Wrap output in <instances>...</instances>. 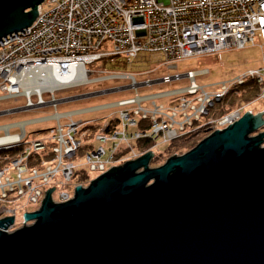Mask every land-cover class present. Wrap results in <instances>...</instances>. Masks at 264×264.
<instances>
[{"label": "built area", "instance_id": "obj_1", "mask_svg": "<svg viewBox=\"0 0 264 264\" xmlns=\"http://www.w3.org/2000/svg\"><path fill=\"white\" fill-rule=\"evenodd\" d=\"M42 5L47 6L45 11H42ZM37 13L29 27L0 40V92L6 91L7 97L11 98L24 96L29 106L33 103L30 96L36 98V105L44 103L41 93L25 94L19 85L23 77L29 75L50 74L55 69L64 74L73 66L84 64L86 68L99 61H120L119 64L129 67L143 51L162 55L165 61L172 63L192 56L242 49L248 44L253 46L256 39L264 43V0H43L37 6ZM201 42L205 46H199ZM102 46L106 47L103 49ZM94 73L86 69V76ZM106 74L107 78H112L110 73L99 72V77L93 81L103 80L100 75ZM118 76L122 75L118 73ZM128 78L134 85V78ZM179 78L175 76V79ZM187 79L188 89L165 93L164 97L174 96L170 101H173L172 106H157L154 101L149 109L141 106L142 102L155 100L161 95L147 98L136 95L114 103L120 108L132 107L116 113L119 121L117 133H110L115 127L108 129L107 123L97 129L95 141L101 145L94 149L91 141L88 150L93 151L84 154L88 174H97V177L111 167H119L137 158L138 153L133 150L127 155H118L119 148L128 149L133 140H149L155 147L157 141L169 143L192 127L207 131L228 127L240 118L239 110L221 118L206 120L205 117L231 90L250 79H255L263 88V94L259 92L258 96L264 98V65L234 80L215 84L211 93L195 83L193 73L188 72ZM82 84L85 83H79ZM67 87L73 86L58 89ZM48 91L52 93L53 89ZM107 107L111 106L98 108ZM58 116L55 114L48 119L58 120ZM48 119L43 117L29 123ZM138 119L148 120L150 127L137 132ZM7 127L0 128L4 131L0 139L13 138L0 141V203H8L0 205V219L14 216L17 209L22 211L28 205L33 206V211L37 210L50 186H54L52 193L57 187L61 188L58 203L71 199L72 196L62 188L69 185L74 170L78 168L72 159L82 144L77 136L79 123L70 122L64 130L58 125L57 131L46 138L47 143L42 140L25 142L24 130L20 135H11ZM106 130L107 134L104 133ZM46 144H50L47 151H41ZM105 144H108L107 150L103 147ZM17 146H23L18 156L5 154ZM29 154L32 156L28 159Z\"/></svg>", "mask_w": 264, "mask_h": 264}, {"label": "water", "instance_id": "obj_2", "mask_svg": "<svg viewBox=\"0 0 264 264\" xmlns=\"http://www.w3.org/2000/svg\"><path fill=\"white\" fill-rule=\"evenodd\" d=\"M42 1L0 0V39L29 27ZM262 112L157 167L151 151L111 167L65 202L47 189L29 225L7 233L13 216L0 220V264H264Z\"/></svg>", "mask_w": 264, "mask_h": 264}, {"label": "rangeland", "instance_id": "obj_3", "mask_svg": "<svg viewBox=\"0 0 264 264\" xmlns=\"http://www.w3.org/2000/svg\"><path fill=\"white\" fill-rule=\"evenodd\" d=\"M47 9L46 5H42V11H45ZM30 11L26 10L25 12ZM21 32V31H20ZM3 39V38H2ZM0 39V40H2ZM255 45L248 44L242 49H230L221 51L217 55L213 56H203V57H189L186 59H181L177 61H171L172 63H165V60L163 59L162 55H159L157 53L151 54L150 52H140V54L136 57V60L126 68H112L109 63L106 65L103 64V62H94L93 65L88 66V69L95 72L92 76H87V79H95L99 77V72H105V73H111V71H118L123 74H127V77L134 78V85L131 84V78L129 79H120V78H114L110 79L107 78L108 75H100L101 77H104L106 81L104 82H90L86 85L82 84L81 86L76 87H67L64 89H53L52 93L45 92L43 94V101L44 103L41 105H36V98L30 96L32 105L29 106L27 104L28 99L24 96H18V97H7L6 91L0 92V112L2 111H10L14 109H20V108H27L25 111H20L16 113L11 114H5L0 116V128L6 125H9L7 127V130L9 131V134L11 135H20L21 132L25 131V142H31L35 140H42L44 143L49 142L46 138H49L50 134H52L53 131H57L58 125L62 127V130L66 128V126L70 122L79 123L87 121L88 123H91L93 125H98L96 127V130L99 129L103 123H108L110 119H112L116 112L120 109H128L132 106H126L123 108L120 107H107L103 108L102 110H98V107H106L108 104L118 103L120 101L129 100L132 98H135L136 95L138 97H150L155 95H161L160 98H157L155 100L150 99V101H144L141 103V106L143 108L149 109L151 108L152 104L151 101H154L157 106H164L167 107L169 105L172 106L173 101L172 98L174 97H164L165 93L171 92V91H183L188 89L189 86V80L187 77L182 79H175L176 75H185L186 73H193L194 81L195 83L203 87L206 92H213L215 90L214 85L220 82H228L231 80H234L237 77H240L242 74L250 71L255 70L264 65V43L260 42L259 39H256ZM106 46H102L104 49ZM117 65H120L118 62ZM171 64L173 68H169L168 66ZM196 77V78H195ZM168 79L167 81H164L165 79ZM100 81V80H99ZM251 81L253 84V88L255 89V98L250 99L249 97V91L245 89L243 91L244 85H239L237 88H234L230 91L233 93L234 91H238L233 94H239L241 95L240 99L246 98L247 101H240L237 105V107L227 112L223 116H227L231 114V112L235 110H239L241 116L247 112L250 111L251 115H255L258 112H262L260 114V118L264 119V98L259 99V92L261 91V86L257 84V82L254 80H248ZM247 81V82H248ZM157 82V83H154ZM246 82V83H247ZM127 87H130V89H125ZM122 88V90H117L115 92L92 96L84 99L69 101V102H62L64 99H68L73 96L83 95L87 93H95L100 92L104 90H110V89H119ZM263 90V88H262ZM263 94V93H262ZM42 96V95H41ZM54 96V99L51 97ZM178 96V95H176ZM27 99V100H26ZM223 99V98H222ZM221 99V100H222ZM55 100L54 103L51 101ZM219 103V102H218ZM57 105V106H56ZM56 106V107H53ZM92 108L94 110L86 113H73L72 111L82 110V109H89ZM98 108V109H95ZM88 111V110H87ZM58 114V120H51L48 119L51 116ZM70 114L69 116H61ZM61 116V117H60ZM222 116V117H223ZM240 116V117H241ZM45 117V119H48L46 121H40V122H33L36 121L35 119H40ZM221 118V117H217ZM66 120V121H65ZM144 121L143 119H138L139 122ZM66 122V123H65ZM147 123H143L144 130H147L148 127H150L149 121H145ZM110 123V122H109ZM12 124V125H11ZM12 129H11V128ZM16 128V129H14ZM119 126H116L115 129H112L110 133H117ZM18 129V131H17ZM264 131V125L262 127ZM11 130V131H10ZM194 128L188 129L185 134H189ZM0 137L4 136V131L0 130ZM95 130L93 129L91 133H93ZM260 130L259 132H261ZM214 132V131H213ZM112 133V134H113ZM212 133V132H211ZM90 134V133H88ZM184 134V135H185ZM256 134V133H255ZM82 137L80 139H83V145L91 144L90 138H85L86 133L82 132ZM201 135V134H200ZM204 137L201 138L203 140L205 137L209 135V130H205ZM183 136V135H182ZM79 138V137H78ZM200 140V141H201ZM140 141V140H139ZM199 141V142H200ZM135 142H138L137 140H133L131 143V146L134 147L133 151L134 153H138V157H141L142 155L146 154L149 151H140L137 148V145H135ZM155 142V141H154ZM198 142V143H199ZM94 149H97L101 144L99 142L94 141ZM151 153L157 154L162 152L165 147L167 146V143H162L161 141L156 142V146L154 147V143L152 142ZM50 146V144L48 145ZM47 144L44 146V149L41 151H47ZM104 149L107 150L108 144L103 145ZM126 147H121V149ZM19 149V150H18ZM23 149V146H17V148L13 150H8L5 152V154L9 155V153L16 151L12 157L18 156ZM127 149V148H126ZM88 153H91L93 150H86ZM85 151V152H86ZM188 151V150H187ZM186 152V151H185ZM42 154L45 152H41ZM33 154V153H32ZM32 154L28 155V159L31 158ZM36 156H39L38 153H35ZM85 153L82 151H78L77 155L73 160V162L78 166L77 169L83 170L87 169V166L84 163L85 159ZM119 155V154H118ZM171 157V156H169ZM168 157V158H169ZM135 158V159H137ZM167 159V158H166ZM166 159H164L159 165H161ZM47 160V159H45ZM133 160V159H132ZM152 160V159H151ZM151 162V161H150ZM149 167L152 168L153 166L149 163ZM157 167V166H156ZM110 168V166L107 167V169ZM97 174H89L88 182L96 178ZM83 184V182H74L73 178L71 179V182L68 186L62 188L63 191L67 192L70 196H73L74 189L77 185ZM49 187V186H48ZM51 188L53 186H50ZM50 189V188H49ZM60 187H57V189L51 193V199L52 202L58 203V191L60 190ZM71 190L73 192H71ZM53 191V190H52ZM72 198V197H71ZM21 201V200H18ZM11 203V200H9ZM4 204H8L3 202ZM3 203H0L2 206ZM37 205V203H36ZM20 207V205H18ZM38 209L41 206V203L37 205ZM24 209V205H23ZM33 206L28 205L24 210H16V215L13 216V224L8 225L7 228L11 227L10 229H7V233L13 232L15 230H18L19 228L29 225L30 222H26L23 219L24 213H31L35 212L37 210H32ZM1 220V219H0Z\"/></svg>", "mask_w": 264, "mask_h": 264}, {"label": "bare ground", "instance_id": "obj_4", "mask_svg": "<svg viewBox=\"0 0 264 264\" xmlns=\"http://www.w3.org/2000/svg\"><path fill=\"white\" fill-rule=\"evenodd\" d=\"M42 3H43V1H42ZM41 3V4H42ZM199 46H205V43L204 42H201L200 44H198ZM139 54H140V52H139ZM138 54V55H139ZM217 54H219V53H212V54H203V55H201L202 57L203 56H213V55H217ZM201 56H197V57H201ZM163 59H164V57H163ZM103 62V64L104 65H106L107 64V61H102ZM110 63H109V65H111V67L112 68H126L123 64H120V65H117L115 62H111V61H109ZM122 62H123V60H122ZM119 63H120V61H119ZM165 63H170L169 61H165ZM94 64V63H93ZM93 64H91V65H93ZM90 65V66H91ZM85 66L86 65H84V64H82V65H79V66H73V67H71L70 69H68L67 71H66V73H64V74H59V73H57V69H55V70H52V72L53 73H56L55 75L53 74V73H50V74H47V73H37L36 75H34V76H31V75H29V76H26V77H23V79H22V82H20L19 83V85L23 88V91H24V93L25 94H32V95H35V94H33V93H41V95H42V99H43V94L45 93V92H49L48 90H52V89H55V88H58V87H64V86H67V85H72L73 87H75V86H81V85H79V83H85L84 85H86V84H88V82H90V81H92V82H95V81H97V83H99V82H104V81H106V79L103 77V80H95V81H93L94 79H87V76H86V69H88V66L85 68ZM169 66H171V64L169 65ZM168 66V67H169ZM172 67V66H171ZM171 67H169V68H171ZM103 73H105V72H103ZM118 73H120V72H118V71H111V73H110V77H112V78H110V79H114V78H120V79H129L127 76V74H123V73H120V75H122V76H118ZM52 75H54V77H52ZM59 75V76H58ZM187 75H188V73H186L185 75H179L178 74V76L180 77V79H182V78H185V77H187ZM89 76H92V75H89ZM130 77V76H129ZM14 81H17L16 79L14 80ZM91 82V83H92ZM246 84V83H245ZM244 84V85H245ZM121 89V88H120ZM50 93V92H49ZM88 94V93H87ZM32 97H34V96H32ZM54 97V96H53ZM57 106V105H56ZM55 106V107H56ZM108 106H111V107H117V106H115V104L113 103V104H108ZM54 107V106H53ZM168 107V106H167ZM92 108H89V109H82V110H77V111H72L73 113H78V112H81V113H86V112H90V111H92L91 110ZM88 110V111H87ZM98 110H102L101 108H99ZM117 112H119V110L117 111ZM116 112V113H117ZM113 122H110V123H107V127H108V129H110V127L111 126H113V128L115 127L116 128V126H118V124H119V121H118V118H117V116L115 115L113 118ZM111 120V119H110ZM109 120V121H110ZM115 121V122H114ZM38 122H40V121H38ZM79 122H81L82 124H80L79 125V128H77L78 130H77V136L79 137V138H81L82 137V132H87V133H90L91 131H92V129H88L86 126H90V125H93V124H91V123H88L87 121H85V122H82V121H79ZM6 126H9V125H6ZM11 128V127H10ZM135 128H136V131L137 132H140V131H142V129L140 128V126H139V124H137V126H135ZM12 129V128H11ZM86 130V131H82V130ZM107 129V130H108ZM107 130L106 131H104V133L105 134H107ZM223 130V129H222ZM260 130H263V129H260ZM97 132H98V130H95L93 133H92V138H91V140L90 141H95V135L97 134ZM211 132H213L212 130H209V135L211 134ZM142 133V132H141ZM24 135H25V133H24ZM11 139H13V138H7V139H0V141L1 142H5V141H9V140H11ZM80 141H81V143H83L82 141H83V139H79ZM90 144V143H89ZM119 148V147H118ZM134 149V147L133 146H131V147H129L128 149H127V151L124 153L120 148H119V150H118V154H122V153H124L125 155H127L128 153H132V150ZM79 151H80V149H79ZM134 152V151H133ZM173 156V155H172ZM153 157H154V154H153ZM86 170H88V167H87V169ZM73 175L75 176L76 175V169L74 170V172H73ZM98 177V176H97ZM83 184H86V185H88L89 184V182H88V179H85L84 181H83Z\"/></svg>", "mask_w": 264, "mask_h": 264}, {"label": "trees", "instance_id": "obj_5", "mask_svg": "<svg viewBox=\"0 0 264 264\" xmlns=\"http://www.w3.org/2000/svg\"><path fill=\"white\" fill-rule=\"evenodd\" d=\"M245 89L249 91L250 99L251 98L254 99L256 88H253V84L251 83V81H248L244 85V88L242 90L245 91ZM237 91H234L233 93H236ZM233 93L231 92V94L226 95L219 103L214 105L213 108L209 110L205 119L207 120L210 118L222 117L227 112L234 110L241 100L245 101V102L247 101L246 98L240 99L241 95L233 94ZM109 122H113V119H111ZM143 123H147V122H145V121L139 122V126L141 129L144 127ZM97 126L98 125H90V126H86V127L89 130L90 129L96 130ZM112 128H113V126L110 127V129H112ZM82 131H86V130L84 129ZM85 133H86L85 138H90V139L92 138L91 132H90V134H88L87 132H85ZM204 133H205V128L195 127L194 130H192L189 134H185V135H183L177 139L172 140L171 142L167 143V146L165 147V149L162 152L155 154V156L152 158L150 164L153 167H156V166H158V164H160L164 159L168 158L169 156L180 155V154L184 153L185 151L192 149L201 140V138L205 136ZM135 145H137V148L140 151H148L152 147L153 144L149 140H140L138 142H135ZM89 148H91V144L81 146L80 151L85 153V151L88 150ZM122 150L124 153L127 151L126 148H123ZM13 152L15 153L16 151H13ZM13 152L9 153V156L13 155L14 154ZM88 177H89V174H88L87 170L76 169V175L73 176V180H74V182H83L85 179H88Z\"/></svg>", "mask_w": 264, "mask_h": 264}, {"label": "crops", "instance_id": "obj_6", "mask_svg": "<svg viewBox=\"0 0 264 264\" xmlns=\"http://www.w3.org/2000/svg\"><path fill=\"white\" fill-rule=\"evenodd\" d=\"M202 57V56H201ZM196 78V77H195ZM32 121V120H31ZM66 121V120H65ZM66 123V122H65ZM12 125V124H11ZM14 129H16V128H14ZM11 131V130H10ZM17 131H18V129H17ZM1 132V131H0Z\"/></svg>", "mask_w": 264, "mask_h": 264}]
</instances>
